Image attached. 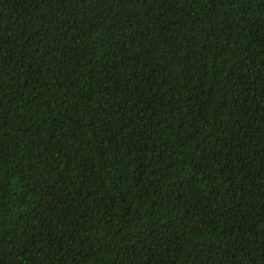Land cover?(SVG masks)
I'll return each mask as SVG.
<instances>
[{
	"label": "trees",
	"instance_id": "1",
	"mask_svg": "<svg viewBox=\"0 0 264 264\" xmlns=\"http://www.w3.org/2000/svg\"><path fill=\"white\" fill-rule=\"evenodd\" d=\"M0 264H264V0H0Z\"/></svg>",
	"mask_w": 264,
	"mask_h": 264
}]
</instances>
